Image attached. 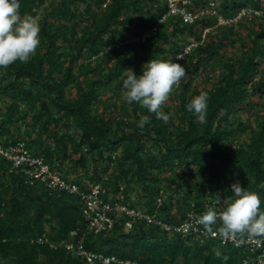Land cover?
I'll use <instances>...</instances> for the list:
<instances>
[{
  "label": "trees",
  "instance_id": "1",
  "mask_svg": "<svg viewBox=\"0 0 264 264\" xmlns=\"http://www.w3.org/2000/svg\"><path fill=\"white\" fill-rule=\"evenodd\" d=\"M215 1L223 18L245 6L259 7V0ZM19 2L22 14L36 18L41 9L49 12L38 21L40 44L30 59L0 68L1 145L24 142L53 169L58 165L70 175L87 169L83 178L74 179L81 187L101 183L113 201L143 210L149 205L148 212L169 223L185 219L192 207L197 214L219 207L237 181L258 193L264 211L262 18L255 27L242 21L245 27L238 32L232 26L216 27L201 42L215 18L185 25L171 17L145 43L107 49L150 30L166 7L158 0H111L104 9L103 0H52L49 8L47 0ZM207 2L194 0V6ZM80 4L85 5L81 14ZM95 11L100 16L81 29L83 15ZM192 43L198 44L178 60L186 74L161 106L167 121L122 98L119 78L126 69L136 66L141 74L140 61L176 60ZM236 44L242 57L235 54L219 63L216 83L206 88V122L200 124L185 107L192 99L190 81L203 69L210 75L209 66L218 62L222 49ZM109 96L117 102L111 115L103 111ZM95 106L103 112L92 113ZM252 108H260L262 116L236 137L244 123L233 118ZM141 114L150 117L143 129L137 127ZM38 144L42 148L36 149ZM82 207L77 195L49 191L40 182L29 186L24 174L0 157V264H82L63 247L31 243L43 234L54 242L83 237L87 250L131 264H225L216 251L229 257L226 264H243L252 256L218 239L182 237L144 223L128 232L119 222L107 232L87 234ZM73 231L76 236L69 237Z\"/></svg>",
  "mask_w": 264,
  "mask_h": 264
},
{
  "label": "built area",
  "instance_id": "2",
  "mask_svg": "<svg viewBox=\"0 0 264 264\" xmlns=\"http://www.w3.org/2000/svg\"><path fill=\"white\" fill-rule=\"evenodd\" d=\"M110 1L103 0L101 9L106 8ZM158 1L166 7L167 11L150 30L124 42L113 43L107 49L120 48L123 45H132L137 42L145 43L152 33L156 32L161 25H165L171 17L178 18L180 23L185 25H192L201 18L212 20L215 18V25L203 30L201 42L205 35L216 27L232 26L236 29L237 25L242 21L251 22L253 19L264 18V0H259V7L245 6L240 8L230 18H223L218 13L215 0H208L205 5L198 8L194 6V0ZM193 46V43L185 46L179 55H187ZM0 157L10 162L14 169L22 172L29 186L40 182L49 191H63L71 195H77L83 206L82 214L86 223L85 232L87 234L107 232L119 222L123 223V230L128 232L137 223H144L145 225L156 227L169 234H179L182 237L192 234L196 235V237L218 239L221 245L232 244L236 248H246L252 256L244 260L243 264H264V235L250 236L245 232L240 233L239 237L236 236L230 240L223 239L219 235L213 236L197 223V217L206 210L198 214L192 211L187 214L185 219L177 223H169L156 212L150 213L147 210L133 208L124 203L113 201L110 196L106 195L107 191L101 183L83 185L81 187L74 179H70L53 169L45 162L43 157L31 153L24 142L18 141L7 146L0 144ZM74 236H76L75 231L69 234V237ZM31 243L47 245L52 249H56L59 246L63 247L68 253L78 257L82 264H131L130 261L122 260L115 256H106L102 253L87 250L83 244V237L77 242H54L46 234H43L31 240Z\"/></svg>",
  "mask_w": 264,
  "mask_h": 264
},
{
  "label": "clouds",
  "instance_id": "3",
  "mask_svg": "<svg viewBox=\"0 0 264 264\" xmlns=\"http://www.w3.org/2000/svg\"><path fill=\"white\" fill-rule=\"evenodd\" d=\"M40 24L28 13L20 12L19 0H0V68H6L17 60L27 62L40 44ZM185 67L178 60L151 58L137 75L131 69L121 76L122 98L129 104L136 102L155 113L164 121L169 115L161 111L173 86L185 76ZM208 95L201 92L185 105L196 122L203 124L207 118ZM150 121L148 115H140L137 127L143 129ZM232 195L219 207L209 206L197 217V223L213 236L234 239L237 234L264 235V211L260 210L261 197L254 191L242 187L239 181L230 185ZM219 225L217 226V222ZM214 226H217L214 230ZM225 264L229 257L216 251Z\"/></svg>",
  "mask_w": 264,
  "mask_h": 264
},
{
  "label": "rangeland",
  "instance_id": "4",
  "mask_svg": "<svg viewBox=\"0 0 264 264\" xmlns=\"http://www.w3.org/2000/svg\"><path fill=\"white\" fill-rule=\"evenodd\" d=\"M50 1H52V0H47V4H46V7H47V5L49 6L50 5ZM218 2V1H217ZM252 3H254V0H247V4H252ZM84 7H85V5H83V4H80L79 6H78V11L80 12V14H81V12L84 10ZM47 8H49V7H47ZM48 10V9H47ZM47 10H43V9H41L40 11H39V13H38V16L36 17V19L39 21L40 19H41V17L43 16V15H45L47 12H49V10L47 11ZM100 14V11H95L94 13H92V14H87V15H83L84 16V21H83V23H82V26H81V29H83V27H85V26H88V25H91V24H93V22L96 20V18L98 17V16H100L99 15ZM263 20V24H264V18L262 19ZM259 21H255V23H253V21H251V22H247L248 24H249V26H251V27H255V25L254 24H257ZM239 25V27H236V29H234V28H232L233 29V31H237L238 32V30H240V28L242 27H245V23H240V24H238ZM237 25V26H238ZM167 27V29H168V25L166 26ZM194 44V46L192 47V48H194L195 46H197V44H195V43H193ZM229 47V48H228ZM239 47V45L238 44H236V45H232L231 47H230V45H228L227 46V48H223L222 49V53L220 54V56L218 57V62H216L215 64H212L211 66H209V69H210V75H207V76H205L206 74V71L204 70H202V73H200V74H198L197 76H199L200 75V77L198 78L197 76L195 77V78H193L192 79V81H190V86H191V89L193 90V92H192V94H191V98L192 97H194L195 95H198V94H200L201 92H206V88L209 86V85H214V83H216V79H217V76H218V72H219V70H220V62H222L223 61V59L224 58H226V57H231V56H235V54H237V55H239L240 57H242V53L240 52L241 50H240V48H238ZM191 48V49H192ZM183 55H179V56H177L176 57V60H180V59H182L181 57H182ZM186 56V55H185ZM185 56H183V57H185ZM93 61H96V59H94ZM147 61H140V64H141V67L146 63ZM184 64V63H183ZM129 69H131L134 73H136L137 75L139 74V71H137L136 72V66H132L131 68H129ZM126 72V71H125ZM124 72V73H125ZM123 73V74H124ZM122 74V75H123ZM121 78V77H120ZM120 78H119V81H121L120 80ZM178 84H176V86H177ZM112 86V85H111ZM110 94V93H109ZM171 96V94H169V97ZM113 97L112 96H109L108 97V100L106 101L107 103H109V104H107L106 106L108 107H106V109L105 110H103V111H105V113L106 114H108V115H111L112 114V112H114V110H115V106L114 105H117V102H116V96L114 97L115 99H112ZM122 99V98H121ZM251 108V107H250ZM102 111V109L101 108H99L98 106H95L94 107V109L92 110V113H97V112H103ZM118 113H120V114H122V112L121 111H118ZM262 114H263V112H262V110L260 109V108H252L251 110H244V111H242V114L238 117H234L233 118V121H237V120H239V118L242 120V122L244 123V127H243V131L242 132H240L239 134L238 133H236V137H238V135L240 136L241 134L243 135L244 133L246 134V132H248V131H250L251 129H253L255 126H256V124H257V121L260 119V117L262 116ZM65 131V129H61L60 130V133H62V132H64ZM46 145V144H45ZM38 147H40L39 146V144L37 145V147H36V149H38ZM68 147H69V145H68ZM40 148H42V147H40ZM66 166H68V162H64V164H63V168L64 167H66ZM55 168H57V171H59L60 173H62L63 175H65V176H67V177H69L70 179H79V178H83L84 177V175H85V173L87 172L86 170L87 169H84V168H80L78 171H77V174H75V175H70L68 172H66V171H64L63 169H61V167L60 166H58L57 165V167H55ZM176 175V174H175ZM164 185H166V183H163L162 184V186H164ZM168 189H170L171 191H174L175 189H176V186H168ZM175 197H177V196H175ZM159 202H160V200H157V203L159 204ZM143 206H144V204H143ZM144 209H149V205H146V206H144ZM192 211H194V208L192 207L190 210H189V213H191Z\"/></svg>",
  "mask_w": 264,
  "mask_h": 264
}]
</instances>
